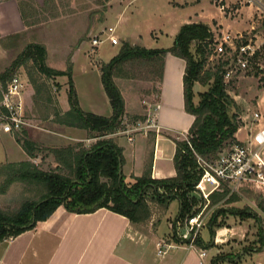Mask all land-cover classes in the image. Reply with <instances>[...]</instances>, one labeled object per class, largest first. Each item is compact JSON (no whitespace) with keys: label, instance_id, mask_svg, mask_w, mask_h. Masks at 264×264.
Wrapping results in <instances>:
<instances>
[{"label":"trees","instance_id":"trees-1","mask_svg":"<svg viewBox=\"0 0 264 264\" xmlns=\"http://www.w3.org/2000/svg\"><path fill=\"white\" fill-rule=\"evenodd\" d=\"M99 1L104 4L109 0ZM34 2L19 0L24 20L34 14V11H30L35 6ZM56 3L57 0H44L42 5L45 8ZM213 35L210 24L199 21L184 23L173 44L167 48H147L123 41L118 53L100 66L102 84L112 107L111 115L85 111L80 104L71 64L66 69L54 68L47 63L46 44L41 41L27 43L16 58L0 70V98L7 81L20 67L31 68L28 76L36 90L34 97L38 100L41 95L48 103L53 102L51 91L48 85L38 82V74L46 78L66 75L69 107L65 110L51 107L44 118L50 116V120L57 124L82 129L86 132V138L93 142L87 145L86 141H77L54 147L34 139L25 131L28 126L24 128L26 135L17 137V140L29 158L0 163V194H5L12 185L18 189V194L13 198L15 204L9 208L0 207V242L46 221L60 207L66 211L63 216L65 223L74 213H90L105 207L127 216L134 224H144L151 218L152 203L165 208L170 199L177 198L181 202L177 220L183 224L187 216L197 213L205 204L208 208L219 201L229 203L238 200L236 194L231 193L227 197L231 189L228 183L223 184L226 185L223 190H214L208 203L195 187L203 172L197 155L208 159L217 157L226 147L238 141L235 134L241 125L237 112L239 105L226 89L223 66L229 60H222L216 68L207 66V53H210L207 39ZM8 37L15 41L5 42L4 46L13 48L19 45L22 34ZM261 50L257 52L256 58L263 56ZM169 52L186 61L183 76L185 110L195 117L188 131L191 145L183 136H173L176 143L173 157L176 173L166 178H152L157 134L156 131H149L144 171L134 176L133 182H127L123 172L119 177L120 164L123 166L125 163L119 133L130 127V124L139 119L146 120L147 117L138 114L131 116L127 112L125 97L115 80L122 77L152 82L158 97L159 82L163 79L165 58ZM256 73L259 74V70ZM197 83L208 86L200 93L198 102L195 101L194 93ZM46 149L56 162L52 169H45L34 160ZM226 211V208L221 207L212 213L209 225L213 234L216 227L223 225L219 217ZM243 213L250 215L248 209H244ZM258 234L259 240H263L260 227ZM172 238L179 241L178 236ZM200 242L199 238L197 243ZM235 257L218 253L213 264H217L220 259L234 261Z\"/></svg>","mask_w":264,"mask_h":264},{"label":"crops","instance_id":"crops-1","mask_svg":"<svg viewBox=\"0 0 264 264\" xmlns=\"http://www.w3.org/2000/svg\"><path fill=\"white\" fill-rule=\"evenodd\" d=\"M11 1L15 6L9 4ZM133 1L134 0H109L104 20L116 12L115 17H117L118 23H126L124 19H128L129 23L131 18H129L128 11L130 4H132ZM172 2V7L174 8L175 13L169 21V30L162 29L161 27L158 28L159 30H156V28L153 27L149 28L147 31L148 38H150L152 42H159L160 35H167L172 43L166 46L151 48L170 47L173 44L180 27L184 23L189 22H206L210 24L213 31H215V26L212 24V20H215L217 26H219V29L221 30L227 29V32L234 34L242 33L241 29H243V27H240L239 25L242 24L243 21L245 22V20L240 18V16L231 19V17L228 18L223 14H212L208 12V8L206 11V9L202 7L197 10H192L191 8L199 5L202 2L201 0H172ZM46 8L55 7L46 6L42 10H45ZM189 8L191 11L182 14L177 13L178 10H176ZM18 15L22 17L20 5L16 0H9V2L0 0V39L4 37L7 38L8 36L17 33L22 34L23 30H20L18 20H16V23L14 22L15 19L13 20V16L17 17ZM11 19L14 23L11 22ZM3 20L10 21L12 24L5 23ZM262 21L263 20H261V22ZM94 26L95 23L91 25L89 31L92 30ZM221 26H223V28ZM103 29H106L109 32L112 31V34L117 37L118 40L122 39L133 45L147 47L142 43L143 34L138 32L139 25L137 24L131 26L126 25L125 28L123 27L120 35H117L116 33V24L109 25L108 27L105 26L102 30ZM251 29H253L254 41L260 46V50L264 49L263 22L260 26H256L255 23L251 24ZM90 32L91 34H94L93 31ZM84 33L80 32V34L77 35L78 39ZM109 41L110 39L107 36L102 44ZM84 44L85 41L80 48L84 47ZM47 45L48 43L46 46ZM111 45L116 44L111 43ZM1 48L6 49L9 47L0 44V49ZM100 48L101 46L98 50ZM47 51V63L50 66L58 69H66L65 63L55 64L53 61H49V47H47ZM117 53H113L110 56V59ZM261 53H263V50H261ZM260 55L262 56V54ZM261 58H263V56ZM69 61L71 64L72 77L82 106L83 103L80 98L79 88L74 78V68L77 60H74L73 57L72 60ZM82 66L84 68L87 67L86 64H82ZM185 68L186 61L183 58L177 57L170 52L167 53L165 58L164 76L162 81L159 82L160 92L156 101L157 103L154 111L155 116H153L156 125L146 130L141 129L129 133H119L121 134L118 138L119 143L124 147L123 154L125 157V163L123 165V172L126 176L125 179L127 182H133L135 180L134 176H139L144 171L149 131H156L157 134L153 151L152 178H166L175 175L176 170L173 157L176 151V143L173 136H185L195 118L193 114L185 110L183 83ZM28 80H30L29 76ZM28 90L29 86L25 92L26 105ZM32 91L33 90L31 89L29 94H32ZM108 101L106 100V103L110 102ZM132 108L129 109L126 106L127 112L132 114L139 113V108ZM65 109L66 108H64V110ZM91 112L96 113L95 111ZM111 113L108 115H111ZM63 127L65 128V126ZM67 128L70 130L68 131L69 133L63 132V136L61 134L59 137L55 136V134H57L56 131H53V133L52 131H48L49 129L45 132L35 130L29 135L46 145L65 143L72 138L77 141H86L87 145L93 142L86 138V132L84 130L72 127H66V129ZM176 133L177 135H175ZM1 134L4 135V147L8 148L10 153L8 154L9 156H5L6 160L3 159L0 163L26 160L29 158L28 153L25 151L21 143L18 142L16 133L4 132L0 128V135ZM129 136H131L132 139H129ZM123 137H127V143L122 141ZM58 141L61 142L56 143ZM42 158L43 155L39 153L34 160L35 162H37V159L42 161ZM47 158H52V155H48L45 159ZM160 161H164L167 165V169H164L159 165ZM50 163L51 167L56 166L54 159H51ZM226 183H228V186H231L230 191L232 190L233 193L237 192V196L242 190H244L243 187H241V184L235 187L229 182ZM225 187L226 185H223L219 190H223ZM239 201L240 196L238 200L229 203L219 201L220 203L217 202L218 204L216 203L210 207L213 210L209 216L208 213L211 209L208 212L206 211V224L202 228L199 237L201 242L196 243L192 248L187 247L182 240L179 239L177 242L172 238V236L177 237L182 229L181 221L177 220L181 206V202L177 198L170 199L167 203V207L163 209V214L165 215L166 211L169 212L170 208L172 209V205L176 206L178 204V214L174 219L172 217H167L166 219L162 218L159 223L158 221L155 223L156 220L150 218L144 223L145 225L134 224L127 216L105 207L90 213H74L65 223V221H63V216L66 211L63 207H60L46 221L39 222L34 228L26 230L16 237L0 242V264H213L218 253H227L229 256L236 257L234 258V261L229 258L220 259L217 264H223L226 261L228 264H264V237L263 240H259L260 236L258 234L260 227L261 231L263 230L264 236V207L263 205L259 206V204H257V207L251 206L252 208L248 209L250 215L246 216V214L243 213V210L247 209V207L244 208ZM221 207L227 209L226 213H223L222 216L219 217V221L224 223L222 226L216 227L215 234L210 231L211 237L207 240L202 231L206 227H209L210 229V217L216 209ZM247 217L254 218V224H256L254 225L255 236L251 237L247 232L244 234V229L243 231H235L231 236L225 223L228 220H232V222H235L236 224H242L246 221ZM161 240L166 241L171 246L168 247L165 252L159 253V247L157 244ZM230 240H232V242H230ZM225 243H227L229 249L224 250L221 248ZM213 247L216 248L214 253L211 252V248ZM201 250L206 251L205 256L201 255Z\"/></svg>","mask_w":264,"mask_h":264},{"label":"rangeland","instance_id":"rangeland-1","mask_svg":"<svg viewBox=\"0 0 264 264\" xmlns=\"http://www.w3.org/2000/svg\"><path fill=\"white\" fill-rule=\"evenodd\" d=\"M4 1L9 2V0ZM16 1L19 4V0ZM31 1H35L34 8L30 9V11H34V14L30 13L31 15L26 20H24L20 15H18L17 17L13 16V20L15 19L14 22L16 23V20H18L20 24V30H23L22 37L19 41V45L14 46L13 48L0 49V70L5 69V67L8 66L12 62V60L16 58V56L27 43L33 41H41L44 44L48 43L47 47H49V61H53L55 64L65 63L67 68V64L70 62L69 60H72L73 57L74 60H77L74 68V78L79 88L80 98L83 103V109H85L86 111H95L96 113H100L103 115H108L109 113H111L112 107L110 102L108 101V96L102 84L100 66L103 62H108L110 56L113 53H117L119 51V48L124 41L122 39H119V42L116 45H111V41L105 42L104 44L100 45L101 48L99 50L97 49L95 52H93L90 44L92 36L90 31H93L95 35V33H99L98 31L102 30V28H104L105 26L108 27L109 25L116 24V33L117 35H120L123 27L125 28L126 25L131 26L133 24H137L139 25L138 32L140 34H143L142 43L148 48L166 46L172 43L171 39L167 37V35H160L159 42H152V40L148 38L147 33L148 29L153 27L156 28V30H159L158 28L160 27L162 29L169 30V21L175 13L174 8L172 7V0H134L133 3L130 4L128 11L129 18H131L129 23L128 19H124L126 23H118L117 17H115L116 12H114V14L110 15L106 20H104L109 1H105V3L102 4L99 0H57V3L54 5L55 8H46L45 10H42L44 8V5H42L44 0ZM201 1L202 2L199 5H196L191 9L197 10L202 7L207 11L208 8V12L212 14H223L228 18L231 17V19L240 16V18L245 20V22L243 21L242 24L239 25L240 27H243V29H241L244 35L243 40L245 41L251 38L253 42H255L251 24L255 23L256 26H260L262 22L264 24V17L254 15V13L256 12L255 6L247 4L246 0ZM9 4L14 5L12 1ZM221 5H224V7L222 8ZM191 9L189 8L184 10H176H178L177 13L182 14L186 12L188 13V11H191ZM261 20L263 21L261 22ZM3 22L10 23V21L6 20H3ZM11 22H13L12 19ZM93 23H95V26L92 28V30L89 31ZM11 24L12 23H10V25ZM212 24L215 26L214 35L211 38H208L207 42L214 36L220 37L224 32H227V29H219V26H217L215 20H212ZM221 27L223 28V26ZM80 32L84 34H82L78 39L77 35H79ZM11 38L12 37L1 38L0 44L4 45L6 41L7 43L14 42L15 40L12 41L10 40ZM84 41V47L80 48ZM207 54V59L209 60L207 61V66L216 68L215 66L218 63L221 64V61L224 60V57H219L217 55H214L212 59H210L211 54L209 53V51ZM260 60L264 64V51L263 58L260 57ZM82 64H86L87 67L84 68ZM223 67L226 70L228 64L224 65ZM30 69L31 68L28 69L27 67H20L16 71V73L18 72V74L21 75V78L27 82L29 86L28 91L31 92V89L33 90L32 94H29V92L27 93L28 98L25 112L27 114L29 122H31V125L28 126L25 131L30 134L35 130L45 132L49 129L48 131L50 132L56 131L57 134H55V136L59 137L61 134L63 136L64 133L70 130L50 120V116L48 118H44V116L48 112H50L51 107H56L60 110H64V108L67 109L69 107L67 76H62L63 78L61 76H57L55 78H46L45 76L38 74V82L48 85L51 91L53 102L48 103L47 101L42 99L41 95L38 96V100L35 99V87L32 82L28 80V72ZM115 81L120 87L126 99V106L129 109H131L132 107H137V109L139 108V113H137L138 115L146 116L148 118V120L146 118L147 121H151V118H153L154 120L153 116H155L154 111L157 103V90L153 88L154 83L145 80L128 79L122 77L116 78ZM156 86H158V84H156ZM27 87L25 88V90L27 89ZM207 88L208 86H203L199 83L195 85L194 93L196 102H198L200 99V93L204 92ZM226 89L239 105V108L237 109L239 116H250L253 111L259 110L263 114L264 122V76L257 74L256 70L239 69L237 71H234L232 78L229 81H226ZM106 100L109 103H106ZM129 114L131 116L135 115L132 113ZM146 120L139 119L137 120V122H134L130 125L134 126L138 122L145 124ZM25 131L16 133V137L23 138V136L26 135ZM175 135H177V133ZM235 136L237 139H242L245 136V130L243 129L241 132H237ZM3 139L4 135L1 134L0 161H3V159L6 160L5 156H9L8 154L10 153L8 148L4 147ZM76 141L77 140L72 138L70 141L60 143L61 145L50 144V146H64ZM122 141L124 143H127V137H123ZM59 142L61 141H58L56 143ZM227 148H229V146L226 147L225 150H227ZM40 154L43 155L42 161H40V159H37V162H40V164H42V167L45 169H52L50 160L54 159L53 156L52 158L45 159L48 155H51L49 153V150H43L40 152ZM159 165H161L164 169H167V165L164 163V161H160ZM241 187H243L244 190H242L238 197L240 196L239 203H241L244 208L247 207V209H249L252 208L251 206L257 207V204H259V206L263 205L264 207V186H261L257 183H242ZM17 190L18 189H16V187L12 185L5 194H0V207L9 208V206L15 204L13 198L14 196H16V194H18ZM231 193L233 195L237 192L233 193L231 190L227 197H230ZM151 207V218H154V220H156L155 223L157 221L159 223L162 218L166 219L167 217H172L174 219L179 210L178 204L176 206L172 205V209L170 208L169 212L166 211L164 215L163 206L152 203ZM210 209V207L206 208L205 212H208ZM212 210L213 209L210 210L208 216L210 215ZM227 222L225 223V225L226 227H228L231 236L235 233V231H243V229L244 234L247 232V234L251 235V237L255 236L254 225L256 224H254V218L247 217L246 221L242 224H236L235 222H232V220H228ZM202 233L207 240L210 239L211 236L209 227L204 228ZM230 242H232V240H230ZM221 248L224 250L229 249L227 243L223 244ZM211 249L212 253H214L216 250L215 247ZM223 264H228V262L226 261Z\"/></svg>","mask_w":264,"mask_h":264},{"label":"built area","instance_id":"built-area-1","mask_svg":"<svg viewBox=\"0 0 264 264\" xmlns=\"http://www.w3.org/2000/svg\"><path fill=\"white\" fill-rule=\"evenodd\" d=\"M247 4L256 7L254 15L264 17V0H246ZM222 8L224 5H221ZM110 39L112 44L119 42L118 38L106 29L99 33L92 34L91 47L95 52L105 41V37ZM243 33L233 34L224 32L220 37H213L208 41V47L211 51L210 59L214 55L224 57L229 60L226 67L224 78L229 81L234 71L259 70V74L264 76V64L256 54L260 51V46L250 38L247 42L244 40ZM27 82L21 78V75L15 73L10 78L2 91L0 98V128L4 132L19 133L26 126H30L26 117L25 88ZM158 106V105H157ZM248 115V114H247ZM241 125L237 132L245 130V136L238 139L227 150L222 151L217 157L208 159L197 155L198 163L202 169V175L195 185L198 193L209 202L210 194L229 182L237 187L242 183H257L264 186V122L263 114L259 111H253L250 116H239ZM148 120V118H147ZM144 123L138 122L131 125L123 132H131L155 126L153 118ZM236 132V133H237ZM191 145L188 133L183 136ZM129 139H132L129 136ZM206 206L205 204L197 213L187 216L184 223H181L179 239L185 242L187 247L192 248L196 245L202 228L206 224ZM159 253L171 245L166 241L158 242ZM201 255L205 256L206 251L201 250Z\"/></svg>","mask_w":264,"mask_h":264},{"label":"water","instance_id":"water-1","mask_svg":"<svg viewBox=\"0 0 264 264\" xmlns=\"http://www.w3.org/2000/svg\"><path fill=\"white\" fill-rule=\"evenodd\" d=\"M122 171H123V169H122V165L120 164L119 177L122 176Z\"/></svg>","mask_w":264,"mask_h":264}]
</instances>
